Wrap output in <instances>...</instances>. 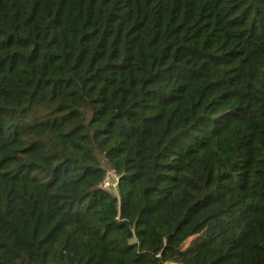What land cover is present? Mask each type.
Masks as SVG:
<instances>
[{"label":"trees","instance_id":"1","mask_svg":"<svg viewBox=\"0 0 264 264\" xmlns=\"http://www.w3.org/2000/svg\"><path fill=\"white\" fill-rule=\"evenodd\" d=\"M167 263L264 264V0H0V264Z\"/></svg>","mask_w":264,"mask_h":264},{"label":"built area","instance_id":"2","mask_svg":"<svg viewBox=\"0 0 264 264\" xmlns=\"http://www.w3.org/2000/svg\"><path fill=\"white\" fill-rule=\"evenodd\" d=\"M119 181H120V176L112 169H108L105 178L100 184V188L112 194H117ZM174 264H178V263H174Z\"/></svg>","mask_w":264,"mask_h":264},{"label":"crops","instance_id":"3","mask_svg":"<svg viewBox=\"0 0 264 264\" xmlns=\"http://www.w3.org/2000/svg\"><path fill=\"white\" fill-rule=\"evenodd\" d=\"M167 264H174V263H167Z\"/></svg>","mask_w":264,"mask_h":264}]
</instances>
